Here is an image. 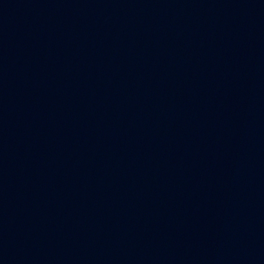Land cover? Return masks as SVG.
<instances>
[{"label":"water","instance_id":"1","mask_svg":"<svg viewBox=\"0 0 264 264\" xmlns=\"http://www.w3.org/2000/svg\"><path fill=\"white\" fill-rule=\"evenodd\" d=\"M0 264H264V0H0Z\"/></svg>","mask_w":264,"mask_h":264}]
</instances>
